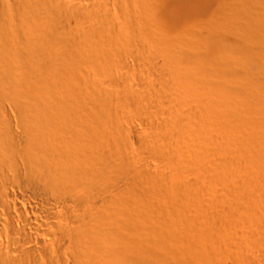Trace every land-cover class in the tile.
<instances>
[{
	"label": "bare ground",
	"instance_id": "1",
	"mask_svg": "<svg viewBox=\"0 0 264 264\" xmlns=\"http://www.w3.org/2000/svg\"><path fill=\"white\" fill-rule=\"evenodd\" d=\"M0 264H264V0H0Z\"/></svg>",
	"mask_w": 264,
	"mask_h": 264
}]
</instances>
